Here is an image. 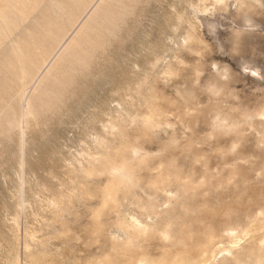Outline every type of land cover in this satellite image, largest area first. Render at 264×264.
Returning a JSON list of instances; mask_svg holds the SVG:
<instances>
[{
  "label": "rangeland",
  "instance_id": "obj_1",
  "mask_svg": "<svg viewBox=\"0 0 264 264\" xmlns=\"http://www.w3.org/2000/svg\"><path fill=\"white\" fill-rule=\"evenodd\" d=\"M212 1L0 0V264H264V0Z\"/></svg>",
  "mask_w": 264,
  "mask_h": 264
},
{
  "label": "bare ground",
  "instance_id": "obj_2",
  "mask_svg": "<svg viewBox=\"0 0 264 264\" xmlns=\"http://www.w3.org/2000/svg\"><path fill=\"white\" fill-rule=\"evenodd\" d=\"M210 1V0H209ZM212 1V0H211ZM213 2V1H212ZM211 2V3H212ZM214 3V2H213ZM218 3H220V1H218ZM217 3V4H218ZM223 3V2H222ZM215 4V3H214ZM216 5V4H215ZM217 6V5H216ZM4 16L3 17H5V19L7 20V21H12V19L10 18V16H9V14H3ZM112 16V15H111ZM4 19V20H5ZM107 20H109V18L108 17H105V21H107ZM14 24H15V26H16V23L14 22ZM2 33V32H1ZM55 40V39H54ZM45 39H44V41L42 42V40H41V45L40 46H42V47H44L45 46ZM24 46V47H23ZM20 49H21V52H23V56H20V55H18V54H16L15 56V59H11V58H9V63H8V67H12V66H16V64L18 65V66H20V70L21 71H26V73L27 74H33L34 73V71L36 70V72L34 73V74H36L37 72H39L44 66H45V64H46V61L47 60H45V59H43V61H40V63H42V64H40L39 65V61H38V59H37V57H36V55L34 56V57H32V56H30L29 55V57H28V61H26V59H23V57H25V56H27L26 55V53H28V50H30L29 49V46H27V42H24V45H23ZM40 46H38V47H40ZM27 51V52H26ZM52 53V51H51V48H50V50H49V53ZM41 53V52H40ZM38 54V56L40 55V56H42L41 54ZM50 53V54H51ZM49 54V55H50ZM48 55V56H49ZM72 57H74L73 59L74 60H76V61H84V62H86V58L84 57V56H75V55H73ZM26 58V57H25ZM4 62V61H3ZM26 63H28V65H34V71L33 72H29L28 70H26ZM45 63V64H44ZM15 68V67H14ZM29 68V67H28ZM6 69V68H5ZM64 70V69H63ZM63 73V72H62ZM64 75H65V73H64ZM30 78V77H29ZM37 78V77H36ZM35 78V79H36ZM39 78V77H38ZM34 80V79H33ZM32 81V80H31ZM59 85H61V82L59 83ZM64 85V83L62 82V86ZM54 88H58L57 86H55ZM65 88V87H64ZM149 123V122H148ZM137 150V149H136ZM140 150V149H139ZM115 156V155H114ZM120 157V156H119ZM112 162V161H111ZM110 162V167L108 168L107 167V171L106 172H108V174H110L112 177H113V180H114V183H113V185H111V182H110V187L107 189V192H108V197L109 198H111V200H112V202L114 203V205H117V203H118V198H117V194H118V191L120 192L121 190H125V189H130V188H132V186H134V185H136V181H135V179H134V177L132 176L133 175V173H132V171H134V170H132L131 168H130V166H128V164H123V165H115L114 163L112 164ZM141 165V164H140ZM134 168V167H133ZM106 170V169H105ZM132 170V171H131ZM118 176V177H117ZM111 178V177H110ZM136 178V177H135ZM138 181V180H137ZM158 182V181H157ZM161 182V181H160ZM157 184V183H156ZM162 184V183H161ZM160 185V184H159ZM136 187V186H135ZM123 223V222H122ZM151 227V226H150ZM121 228L123 229V231H124V233L126 234V236L128 237V240H127V245L128 246H130L131 244H134V240H135V238L138 236V235H141V234H143V233H145V228L144 227H141V226H139V225H137V224H133V225H131V226H128V225H126V224H122L121 225ZM168 233V232H167ZM146 234V233H145ZM165 236H167L168 237V235L166 234V235H164V237ZM212 238H215V237H212ZM212 238H209V239H212ZM165 239V238H164ZM209 241V240H208ZM211 242L213 243V240H211ZM211 242L209 241V243H210V245H211ZM213 246H214V244H212ZM238 245V243H235L234 244V247H232L233 249L234 248H236V246ZM118 246V245H117ZM132 246V245H131ZM216 247V249L217 250H211L210 251V253L208 252V250H204V252H203V255H202V257H201V259L199 260V261H197V262H186V261H188V260H184L183 258H180V259H175V260H172L171 262H165V263H155L154 261H147V259L144 257L143 259H139L136 263H134V264H213V261H215V259L217 258V256H218V254H220V252L219 253H217L218 252V250H220L219 249V247L217 248V246H215ZM118 248H119V246H118ZM232 248H230V249H225V251L226 252H228V253H230V254H233V249ZM114 249V248H113ZM123 249H125V248H123ZM122 249V250H123ZM138 249V248H137ZM115 250H117L116 248L114 249V252L113 253H115ZM119 250V249H118ZM121 250V249H120ZM257 250H258V248H257ZM260 250V249H259ZM139 251V250H138ZM224 251V252H225ZM261 251V250H260ZM117 252V251H116ZM120 252V251H119ZM223 252V253H224ZM254 252V251H253ZM260 253V252H259ZM255 254V253H254ZM253 254V255H254ZM113 255H115V254H113ZM117 255H118V252H117ZM133 255V254H132ZM250 255V254H249ZM257 255H260V254H257ZM116 256V255H115ZM131 256V255H130ZM117 257V256H116ZM167 257H170V256H168L167 255ZM126 258V257H125ZM250 258H251V255H250ZM132 259V258H131ZM218 259V258H217ZM237 259H239V258H237ZM236 259V260H237ZM38 260V259H37ZM241 260V259H240ZM41 261V260H40ZM169 261V260H168ZM238 261V260H237ZM41 262H43V261H41ZM45 262V261H44ZM130 262H132V260L130 261ZM241 262V261H240ZM237 263V262H236ZM41 264V263H40ZM43 264V263H42ZM50 264H51V262H50ZM99 264H115L113 261H112V259H111V257H109V258H106V259H104V261H101ZM130 264H133V263H130ZM238 264H239V261H238ZM259 264H261V263H259Z\"/></svg>",
  "mask_w": 264,
  "mask_h": 264
}]
</instances>
